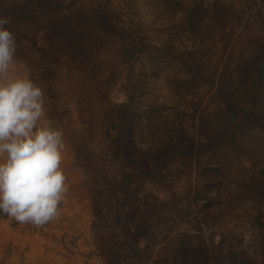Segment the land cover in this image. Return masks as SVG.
Masks as SVG:
<instances>
[{
  "label": "rangeland",
  "instance_id": "374dc122",
  "mask_svg": "<svg viewBox=\"0 0 264 264\" xmlns=\"http://www.w3.org/2000/svg\"><path fill=\"white\" fill-rule=\"evenodd\" d=\"M104 1L72 0L69 6L65 0H50L53 8L46 16L60 18L67 7L66 10L73 9L75 17H80L95 11ZM108 1L123 14L132 3V0ZM165 1L173 3L174 12H178L202 0ZM210 1L222 5V24H215L211 12L208 17L210 28L208 33H203V38L168 26L172 12L163 6L164 0H135L134 8L131 4L129 13L140 22L138 35L151 48L143 56V64L145 62L148 66L144 75L146 82H142L143 98L145 110L150 112L151 118L145 121L144 143L166 141L180 127L191 130L190 121L182 113L181 81L186 69L178 57L172 58L165 53L163 43L171 42L175 52L182 57L183 52H191L192 59L207 62L208 78L215 70L226 68L221 79L227 80L229 90L236 96L245 95L253 83L255 70L247 63L259 44H264V0H205ZM26 23L31 28L41 24L42 20L36 25L30 24V20ZM16 51L18 58L15 56L7 73L0 74V84L29 78L42 89L45 113L37 127H51L63 133L61 169L65 175L80 179L79 189L93 204L99 225L95 238L107 264L110 251L107 224L111 213L105 200L97 199L101 188L100 184H95L104 170L96 163L99 160L97 155L103 150L101 129L97 123L110 106L126 99L129 86L139 83L132 73L135 68L131 71L130 82L126 81V72L122 71L100 83L112 71L114 63L109 56H103L95 67L73 66L63 59L56 67L48 53L31 51L29 46L26 51L22 48L21 52ZM50 65L54 74H45L39 69ZM243 71H248L250 78L245 84L238 85L237 76ZM207 81L193 91L195 100H202L200 115L221 128L219 134L223 140L212 149L208 147L198 153L191 163L173 162L168 167L171 174L162 184L146 185V192L158 200L157 213L152 218L146 217L155 237L151 261L162 264L170 249L184 236L187 242H191L192 250H198L197 241L199 246L203 245L212 260L229 253L237 254L235 256L239 258L240 253L252 264H264V127L250 121L240 125L232 119L236 124H228L229 128L224 132L218 113L212 111L216 109V103L210 102L214 88L209 84L210 79ZM198 258L195 252L191 253L185 259L186 264H198Z\"/></svg>",
  "mask_w": 264,
  "mask_h": 264
},
{
  "label": "trees",
  "instance_id": "16d2710c",
  "mask_svg": "<svg viewBox=\"0 0 264 264\" xmlns=\"http://www.w3.org/2000/svg\"><path fill=\"white\" fill-rule=\"evenodd\" d=\"M65 1L69 6L72 5V0ZM134 1L126 8V14L105 0L101 7L87 15L75 17L73 9L66 10V7L64 15L54 19L46 16L53 8L50 0H0V18L8 21L5 27L13 32L20 52L21 48L26 51L29 46L31 51L48 53L54 59L52 65L56 67L62 59L73 66L95 67L103 56H109L114 63L112 71L100 83L109 81L114 73L122 71L126 72L125 79L130 82L131 71L135 68L132 73L139 83L129 86L126 99L110 106L97 123L101 129L103 150L97 155L99 160L96 163L104 167L99 182L95 184H100L101 188L97 199L105 200L111 213L107 224L110 236L107 264H156L151 261L155 237L153 228L147 224V218H152L157 213L158 200L146 192V185L153 182L162 184L168 180L171 174L168 167L173 162L182 160L191 163L198 153L208 147L212 149L213 145L223 140L221 133L219 134L221 128L200 115L202 100H195L193 91L210 79L209 84L214 88L210 102L216 103L215 107L218 109L212 111L218 113L224 132L229 128L228 124L234 123L232 119L240 125L250 121L264 127V44H259L248 59L247 64L255 70L251 87L245 95L236 96L229 90L227 80L221 79L226 68L215 70L212 77L208 78L207 62L192 59L191 52H183L182 57L175 52L171 42H165L162 45L165 53L172 58L178 57L186 69L181 81L184 99L182 113L190 121L191 130L180 127L166 141L144 143L143 133L147 128L145 121H149L150 112L145 110L143 98L142 87L146 82L144 75L148 69L145 62L143 64V56L151 48L140 39V22L135 21L129 13L131 4L135 7ZM164 2L163 6L172 12L168 17V26L181 29L193 37L203 38V33H208V17L211 12L213 15L210 17L216 25L219 26L222 21L223 7L215 2H194L190 8L183 7L178 12H174L173 3ZM175 5L179 6L178 3ZM27 20L34 25L39 20L42 23L30 28ZM52 65L39 69L45 74H54ZM69 71L72 72L70 69ZM218 74L219 77L216 78ZM53 78L54 76L51 77ZM248 78L249 72L243 71L237 76L236 82L238 85L245 84ZM147 106L151 108V105ZM5 216L0 213V217ZM183 238L170 249L162 264H186L185 259L194 252L199 255L198 264H252L240 253L239 258L235 256L237 254L229 253L225 256L218 255L212 260L208 256V250L203 245L199 246L198 241V250H192L189 245L191 242H187L184 236Z\"/></svg>",
  "mask_w": 264,
  "mask_h": 264
},
{
  "label": "clouds",
  "instance_id": "9594fccd",
  "mask_svg": "<svg viewBox=\"0 0 264 264\" xmlns=\"http://www.w3.org/2000/svg\"><path fill=\"white\" fill-rule=\"evenodd\" d=\"M0 18V74L13 64L17 43ZM44 94L29 78L0 84V213L43 226L59 215L66 192L61 169L63 133L38 128Z\"/></svg>",
  "mask_w": 264,
  "mask_h": 264
},
{
  "label": "crops",
  "instance_id": "0c3cea01",
  "mask_svg": "<svg viewBox=\"0 0 264 264\" xmlns=\"http://www.w3.org/2000/svg\"><path fill=\"white\" fill-rule=\"evenodd\" d=\"M65 176L59 215L49 223L37 227L0 217V264H106L93 204L79 189L80 179Z\"/></svg>",
  "mask_w": 264,
  "mask_h": 264
}]
</instances>
